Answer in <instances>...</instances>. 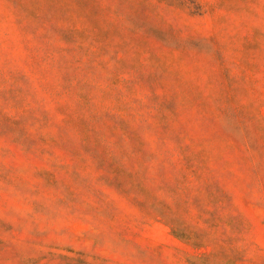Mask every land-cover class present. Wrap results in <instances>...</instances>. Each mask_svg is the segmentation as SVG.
<instances>
[{
    "label": "rangeland",
    "instance_id": "rangeland-1",
    "mask_svg": "<svg viewBox=\"0 0 264 264\" xmlns=\"http://www.w3.org/2000/svg\"><path fill=\"white\" fill-rule=\"evenodd\" d=\"M0 264H264V0H0Z\"/></svg>",
    "mask_w": 264,
    "mask_h": 264
}]
</instances>
